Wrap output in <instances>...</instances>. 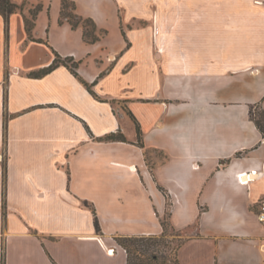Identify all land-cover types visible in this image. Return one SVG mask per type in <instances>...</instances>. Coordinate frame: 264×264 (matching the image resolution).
I'll return each instance as SVG.
<instances>
[{
    "label": "crops",
    "instance_id": "1",
    "mask_svg": "<svg viewBox=\"0 0 264 264\" xmlns=\"http://www.w3.org/2000/svg\"><path fill=\"white\" fill-rule=\"evenodd\" d=\"M12 1L0 264H129L116 237L160 235L165 218L180 264H264V0ZM68 2L98 35L63 17Z\"/></svg>",
    "mask_w": 264,
    "mask_h": 264
},
{
    "label": "trees",
    "instance_id": "2",
    "mask_svg": "<svg viewBox=\"0 0 264 264\" xmlns=\"http://www.w3.org/2000/svg\"><path fill=\"white\" fill-rule=\"evenodd\" d=\"M23 4L14 3L12 0H0V13L5 16L10 15L11 13L23 10ZM41 6H38L37 9L31 11L32 18H26V25L29 34H31L32 29L35 25V17L38 10ZM75 17L83 20L85 19L77 14H74ZM93 23V22H92ZM74 26H78L77 24H73ZM95 26V24H94ZM65 60L72 62L73 58L69 57ZM63 62L61 57L57 54L54 64L49 68L43 70V72H47L51 70L55 64ZM65 63V61H64ZM71 70L79 76L76 72V63H73L71 66L68 65ZM81 78V77H80ZM81 80L85 83L86 81L81 78ZM256 123L258 127L264 131V114H261L260 118L256 119ZM138 130L140 132V127L138 126ZM122 139V138H121ZM83 204L90 208L94 214V222L95 227L98 232L101 231V226L99 222V218L97 215L96 207L89 200H84ZM164 231L160 235H151V236H117V242L126 249L128 253V262L129 264H180L179 260V251L184 242V238L182 237V233L177 230L170 221L165 218L162 222ZM2 264H5L4 262Z\"/></svg>",
    "mask_w": 264,
    "mask_h": 264
},
{
    "label": "rangeland",
    "instance_id": "3",
    "mask_svg": "<svg viewBox=\"0 0 264 264\" xmlns=\"http://www.w3.org/2000/svg\"><path fill=\"white\" fill-rule=\"evenodd\" d=\"M75 5L74 4H71L70 2L66 3L65 4V11L63 12V17H65L66 15L69 16V21L72 22V24H77L79 26H82L85 28V32L86 34L89 36V37H94L96 35H98V31L95 30V26L94 24L89 21V20H83V19H79L77 17H75L74 13L75 11L73 10L72 7H74ZM159 31V28H155V33H158ZM168 40V42H167ZM175 40H177L175 37L173 38H166V42L165 44H168L169 46H173V44L175 43ZM166 55V57H168V59L172 62H176L179 58V55H181V57L183 58V60L185 61H191L193 58H192V55L193 54H188V53H184V54H178L176 52H169V53H166L164 54ZM69 65H72L71 62H69ZM172 71L176 72L177 69H173ZM258 110V109H257ZM258 113L260 112V115L261 116V111H257ZM254 113V112H253ZM148 153V151H147ZM4 262V261H3Z\"/></svg>",
    "mask_w": 264,
    "mask_h": 264
},
{
    "label": "built area",
    "instance_id": "4",
    "mask_svg": "<svg viewBox=\"0 0 264 264\" xmlns=\"http://www.w3.org/2000/svg\"><path fill=\"white\" fill-rule=\"evenodd\" d=\"M253 173L256 174L257 172L255 170H253ZM255 174H250L249 176L254 177ZM239 177H240V180L242 182H247L249 180V177H248V175L246 173L240 174ZM258 217H259V219L261 221H264V199H262L261 202H260V208H259V212H258ZM109 252L114 253L115 252V248H111L109 250Z\"/></svg>",
    "mask_w": 264,
    "mask_h": 264
},
{
    "label": "bare ground",
    "instance_id": "5",
    "mask_svg": "<svg viewBox=\"0 0 264 264\" xmlns=\"http://www.w3.org/2000/svg\"><path fill=\"white\" fill-rule=\"evenodd\" d=\"M256 176V175H255Z\"/></svg>",
    "mask_w": 264,
    "mask_h": 264
}]
</instances>
